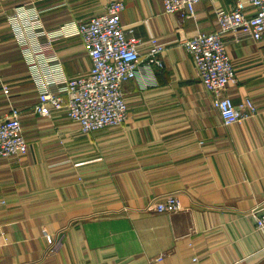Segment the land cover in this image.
<instances>
[{
	"label": "crops",
	"instance_id": "crops-1",
	"mask_svg": "<svg viewBox=\"0 0 264 264\" xmlns=\"http://www.w3.org/2000/svg\"><path fill=\"white\" fill-rule=\"evenodd\" d=\"M111 1L0 0V119L17 107L28 142L0 159V264H264V44L225 37L239 79L227 94L259 112L225 125L181 41L217 30L215 8L238 0H200L185 20L163 0H121L141 55L152 38L165 46L161 65L123 85L127 121L83 134L65 110L34 113L41 90L88 73L71 31ZM164 194L182 209L148 207ZM46 234L63 239L49 257Z\"/></svg>",
	"mask_w": 264,
	"mask_h": 264
},
{
	"label": "built area",
	"instance_id": "built-area-1",
	"mask_svg": "<svg viewBox=\"0 0 264 264\" xmlns=\"http://www.w3.org/2000/svg\"><path fill=\"white\" fill-rule=\"evenodd\" d=\"M200 0H163L166 13H177L183 20L196 16ZM252 7L254 14L249 15ZM125 4L112 0L105 11L87 21L73 25L81 36L92 60L88 73L69 78L63 88L47 87L39 92L33 111L42 117H50L65 110L78 124L83 134L122 126L128 119V103L123 85L138 77L143 71L152 73V65H161L165 46L157 38L150 40L149 52L142 56L139 42L127 38V28L121 23ZM218 29L202 32L181 40L193 56L196 70L204 88L213 96L215 106L225 125L241 124L259 112L255 102L246 98L235 104L227 94V88L238 82L225 37L236 41L251 38L264 44V0H238L231 10L215 8ZM5 91L7 92L6 87ZM28 152V142L23 135L21 111L11 106L0 119V159L23 156ZM150 209L160 213H175L182 209L175 194H164L151 200ZM256 230L264 238V208L254 212ZM48 247L44 257L53 256L63 245V239L46 234ZM159 257L157 260H160ZM15 264H36L15 263Z\"/></svg>",
	"mask_w": 264,
	"mask_h": 264
}]
</instances>
